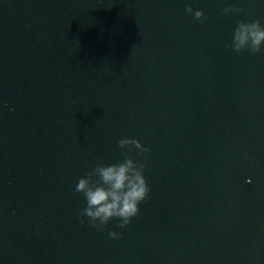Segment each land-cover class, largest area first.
<instances>
[{"label":"water","instance_id":"1","mask_svg":"<svg viewBox=\"0 0 264 264\" xmlns=\"http://www.w3.org/2000/svg\"><path fill=\"white\" fill-rule=\"evenodd\" d=\"M255 20L264 0H0V264H264V53L226 50ZM125 137L149 198L98 231L75 187Z\"/></svg>","mask_w":264,"mask_h":264},{"label":"clouds","instance_id":"2","mask_svg":"<svg viewBox=\"0 0 264 264\" xmlns=\"http://www.w3.org/2000/svg\"><path fill=\"white\" fill-rule=\"evenodd\" d=\"M222 11L228 15L240 13L242 9L233 5ZM185 12L201 23L208 19L203 10H194L191 5L185 8ZM229 49L236 53L247 51L252 55L264 53V24L260 20L239 22L233 31L230 45L226 46V50ZM117 143L120 149H128L124 159L110 165H89L90 171L78 179L75 187V193L83 195L86 204L78 213L80 222L84 223L87 217L89 227L98 231H103L114 219L118 221V228L130 225L132 219L140 214L139 205L149 198L151 191L144 174L147 162L134 160L128 154L139 150L142 155L151 149L134 138H121ZM108 235L115 240L122 233L110 231Z\"/></svg>","mask_w":264,"mask_h":264}]
</instances>
